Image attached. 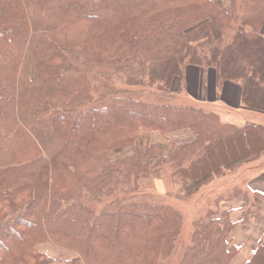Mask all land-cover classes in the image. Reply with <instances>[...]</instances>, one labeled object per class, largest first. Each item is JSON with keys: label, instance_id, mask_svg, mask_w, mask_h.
Listing matches in <instances>:
<instances>
[{"label": "trees", "instance_id": "obj_1", "mask_svg": "<svg viewBox=\"0 0 264 264\" xmlns=\"http://www.w3.org/2000/svg\"><path fill=\"white\" fill-rule=\"evenodd\" d=\"M221 1L0 0V264H164L179 212L126 195L170 164L188 196L264 152L260 125L114 87L121 77L175 94L195 66L264 113V0ZM142 132L171 149L142 144ZM240 196H218L196 219L177 264L231 263L237 222L220 204ZM254 204L245 196L242 223ZM43 243L71 256L51 258ZM242 264H264V243Z\"/></svg>", "mask_w": 264, "mask_h": 264}, {"label": "rangeland", "instance_id": "obj_2", "mask_svg": "<svg viewBox=\"0 0 264 264\" xmlns=\"http://www.w3.org/2000/svg\"><path fill=\"white\" fill-rule=\"evenodd\" d=\"M228 3L229 0L221 1V4L224 6V8H227ZM91 76L93 77V74H91ZM97 80L99 81L98 78H95V81ZM176 83L177 82L174 83L173 87H176ZM114 87L118 89L128 88L129 94L139 97L141 99H156L155 96H162L163 99L169 100L174 104L194 103L182 92H178L175 94H166L161 90L157 89V86H155V84L126 85L121 77L115 79ZM202 107L206 109V111L215 110L221 114H223L224 112H228V110H226L225 108H223L222 110V108L218 106L214 107L202 105ZM232 115H235L236 118H244L246 120V123H250L254 126L260 125L264 127V113L262 112L253 110L236 111L232 112ZM141 134L142 144H145L147 142L156 144L161 143V140H159L160 138L158 140H154L155 138H153L152 140L150 136L151 133L142 132ZM161 138L164 141L165 147L169 146V149H171V143L167 141L166 144V140H164V137L162 135ZM171 172L172 169L170 164H164L159 175H151L142 178L140 180L138 190L135 193L126 195V197L130 196L134 200H138L141 196H145L148 201H158L164 204H168L179 212L180 229L176 237L175 248L171 255L164 259V264H177L183 247L186 244H189L191 240L194 222L206 211L215 207L214 203L218 196H227L229 194H233L235 191H239L241 193V196L237 199L232 200L235 202H232L231 205L236 206L239 204V201L244 202L245 196L249 198L250 201H254V203L255 201H257L258 206L264 205V199L260 198V196H256V194L260 192L249 185V183L252 182L253 179L259 177L260 174L264 172V152H262L258 156L253 157L250 160L243 161L242 163L236 166L225 168L222 171V174L214 175L211 179L199 184L196 189H194V191H192L188 196H185L181 193L182 184L179 178L175 180L172 177ZM261 194L264 195L263 193H260V195ZM118 195L120 196L122 194L120 193ZM113 198L114 196H109L108 198L105 197L104 200H102L101 204L99 203L97 205L102 206ZM230 202L231 201L220 204L221 209H228V206H231ZM254 205L258 210L256 203ZM242 209H244V212L246 211V207L243 206ZM251 215L252 214L249 215V218ZM37 248L41 252L43 250L48 253L49 256H52L56 259L58 258L59 260L69 258V256H71L67 252L55 248L50 243L39 244ZM58 263L59 262L56 261L52 264Z\"/></svg>", "mask_w": 264, "mask_h": 264}, {"label": "crops", "instance_id": "obj_3", "mask_svg": "<svg viewBox=\"0 0 264 264\" xmlns=\"http://www.w3.org/2000/svg\"><path fill=\"white\" fill-rule=\"evenodd\" d=\"M184 83L185 88L181 92L195 104L201 106H218L222 108V110L225 108L228 112H224L223 114L213 110L219 114L224 122L236 125L246 123L244 118H236L235 115H232V112L236 111H250V109L243 107L240 103V87L238 84L224 82L222 85H217L212 69L205 70L195 66H188L186 68ZM150 136L152 140L153 138H155L154 140L160 138V144H164L159 133L153 132ZM165 143H167V141ZM249 185L264 194V172L261 173L259 177L253 179ZM232 202L235 201H231L230 205ZM242 203L243 201H239V204L236 206H228V209H231L230 216L232 220L237 222L236 227L232 231L231 238L233 243L240 247V251L230 264L244 263L249 259L251 252L255 249L257 244L259 242L264 243V205L258 206V202L255 201L258 210L252 213L246 223H242L241 219L244 214ZM42 252L48 255L45 251L42 250ZM49 257L53 258L52 256Z\"/></svg>", "mask_w": 264, "mask_h": 264}]
</instances>
